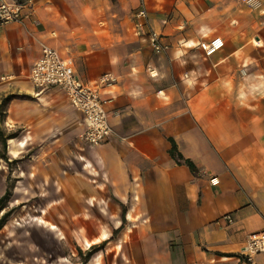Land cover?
I'll list each match as a JSON object with an SVG mask.
<instances>
[{"label":"crops","instance_id":"obj_1","mask_svg":"<svg viewBox=\"0 0 264 264\" xmlns=\"http://www.w3.org/2000/svg\"><path fill=\"white\" fill-rule=\"evenodd\" d=\"M31 1L0 0L30 14L0 25V102L19 96L4 125L36 148L42 194L76 243L119 231L115 254L131 264H264L243 255L264 231V0L261 11L242 0ZM138 22L170 51L155 53ZM217 37L224 49L206 57L199 44ZM43 46L86 85L116 79L101 90L113 135L100 146L79 139L83 114L62 89L34 87Z\"/></svg>","mask_w":264,"mask_h":264},{"label":"rangeland","instance_id":"obj_2","mask_svg":"<svg viewBox=\"0 0 264 264\" xmlns=\"http://www.w3.org/2000/svg\"><path fill=\"white\" fill-rule=\"evenodd\" d=\"M3 128L17 136L14 146H19L20 130L5 125ZM9 146L8 143L9 160L0 158V198L8 186L12 192L6 209L11 211V216L0 231V264H131L129 259L116 256L123 248L119 231L87 260L91 248L83 249L76 243L67 231L64 214L51 207L54 198L42 194L40 179L35 177L38 174L34 167L36 148L27 147L25 142L14 156Z\"/></svg>","mask_w":264,"mask_h":264},{"label":"built area","instance_id":"obj_3","mask_svg":"<svg viewBox=\"0 0 264 264\" xmlns=\"http://www.w3.org/2000/svg\"><path fill=\"white\" fill-rule=\"evenodd\" d=\"M242 2L252 11L263 10L261 0H242ZM25 10L22 3L0 4V25L22 23L30 16ZM137 17L146 19V11L141 9ZM136 33L140 37L146 36L155 53L164 54L170 51L162 36L155 32L147 35L143 33L142 22L136 24ZM199 47L206 57H212L224 49L225 42L217 37L211 41L201 42ZM31 81L39 91L57 87L65 92L71 106L83 114L85 129L80 135L81 140L98 147L112 137L113 130L106 110L107 102L101 92L103 88L111 87L116 83V79L111 74H104L97 84L86 85L76 75L69 61L62 59L56 50L43 46L42 56L32 70ZM226 219L232 223L231 217L227 216ZM259 254H264V231L251 235L243 249V255L248 261H252Z\"/></svg>","mask_w":264,"mask_h":264},{"label":"trees","instance_id":"obj_4","mask_svg":"<svg viewBox=\"0 0 264 264\" xmlns=\"http://www.w3.org/2000/svg\"><path fill=\"white\" fill-rule=\"evenodd\" d=\"M12 99H13V96L10 95V96L4 97L0 102V148L2 149L0 152V158L4 159L6 162L9 160L7 156L8 143L11 140H15V138L17 137L15 134H8L3 128L4 122L7 117L8 107ZM172 143H173V148L171 150L172 157L174 158L178 157V159L182 160L183 159L182 156L180 154H177L176 144L174 142ZM186 164L190 167V169L193 172H196V168L191 161L186 160ZM11 198H12V192H11V188L8 186L5 194L0 198V231L4 228L9 217L11 216V211H6L8 207V203L10 202ZM123 212H124V218H125V209L123 210ZM115 234H117V231L114 233V235ZM103 245L104 243L98 246H92L86 255L87 260H89L93 256V254L102 250V248L104 247ZM80 253L82 254V251H80Z\"/></svg>","mask_w":264,"mask_h":264},{"label":"bare ground","instance_id":"obj_5","mask_svg":"<svg viewBox=\"0 0 264 264\" xmlns=\"http://www.w3.org/2000/svg\"><path fill=\"white\" fill-rule=\"evenodd\" d=\"M9 143L12 144V146H14L16 144V140H11V141H9ZM19 146H23L24 147L25 146V143L24 142H21V144H19ZM14 154H16V153H14ZM104 237H105V235H104ZM85 247L86 248H90L91 247L90 243L87 242V241H85Z\"/></svg>","mask_w":264,"mask_h":264}]
</instances>
